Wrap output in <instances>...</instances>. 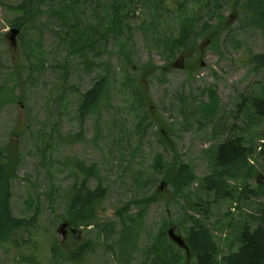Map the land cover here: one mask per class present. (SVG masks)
Here are the masks:
<instances>
[{"label":"rangeland","instance_id":"1","mask_svg":"<svg viewBox=\"0 0 264 264\" xmlns=\"http://www.w3.org/2000/svg\"><path fill=\"white\" fill-rule=\"evenodd\" d=\"M22 1L0 0V151L20 157L13 215L36 220L0 242V264H184L168 229L184 238L192 215L224 264L264 196L214 203L200 180L229 137L254 150L251 185L264 177V116L247 101L264 100V69L252 62L264 52V0H34L35 22L13 36ZM177 38L192 46L172 51ZM102 77L106 92L80 121L82 95ZM77 161L107 193L88 224L70 227ZM181 163L197 180L177 191L168 179Z\"/></svg>","mask_w":264,"mask_h":264},{"label":"trees","instance_id":"2","mask_svg":"<svg viewBox=\"0 0 264 264\" xmlns=\"http://www.w3.org/2000/svg\"><path fill=\"white\" fill-rule=\"evenodd\" d=\"M13 8L22 12V15L13 19V26L19 31H24L30 24H33L40 12V6L34 0H23ZM115 17L114 19L118 21L122 18L117 15ZM180 40L181 38H177L170 41L169 47L172 51L177 43L185 47L192 46L189 38ZM252 62L256 70L264 69V52L253 55ZM107 87V79L102 77L84 92L77 110L80 121L85 120L98 106ZM247 101L256 114L264 116V100L250 98ZM253 153L252 146H247L243 137H229L218 143L214 166L210 173L200 180L203 188L213 193L214 203L234 197L236 191H239L246 200L264 196V177H258L255 186L250 183L254 178V166L251 164ZM260 156L264 170V149L261 150ZM19 162L18 155L11 156L0 151V242L13 239L17 234L32 226L36 220V216L32 220H25L15 217L12 213V181L17 176ZM76 165L80 173L84 174V178L72 187L69 214L66 217L70 227L88 224L94 216L95 204L107 193L106 188L101 184L96 188H91L89 185L95 173L94 166H86L81 161H77ZM196 180V175L189 164L181 163L172 171L168 183L177 191H183ZM189 222L191 226L184 237L186 244L184 264H214L218 254V245L210 228L203 219L194 215L189 216ZM240 240L241 245L236 251L229 252L222 257L223 263L264 264V202L259 201L256 212L248 215L242 226ZM88 247V243H79L69 251V259H81Z\"/></svg>","mask_w":264,"mask_h":264},{"label":"water","instance_id":"3","mask_svg":"<svg viewBox=\"0 0 264 264\" xmlns=\"http://www.w3.org/2000/svg\"><path fill=\"white\" fill-rule=\"evenodd\" d=\"M19 33V30L17 28H13L12 29V35L14 36L15 34ZM177 67L179 68H182L183 67V63L180 64V65H176ZM67 224L66 223H63L61 225V227H66ZM168 236L170 237V239L175 243L177 244L179 247L181 248H184L186 249V244H185V240L183 238L182 235L178 234L176 231H175V228L174 227H170L168 229Z\"/></svg>","mask_w":264,"mask_h":264},{"label":"flooded vegetation","instance_id":"4","mask_svg":"<svg viewBox=\"0 0 264 264\" xmlns=\"http://www.w3.org/2000/svg\"><path fill=\"white\" fill-rule=\"evenodd\" d=\"M62 228V227H61ZM73 231V230H72ZM185 250V249H184ZM186 252V251H185Z\"/></svg>","mask_w":264,"mask_h":264}]
</instances>
